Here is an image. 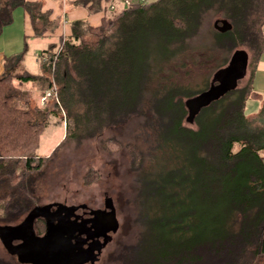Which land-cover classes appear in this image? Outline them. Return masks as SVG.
I'll return each instance as SVG.
<instances>
[{"label": "trees", "instance_id": "trees-1", "mask_svg": "<svg viewBox=\"0 0 264 264\" xmlns=\"http://www.w3.org/2000/svg\"><path fill=\"white\" fill-rule=\"evenodd\" d=\"M103 3L99 27L73 22L70 37L42 52L46 75L15 66L0 77V224L15 225L30 211L26 183L45 167L46 158L38 155L41 138L50 115L61 112L57 101L52 110L33 107L32 94L15 82H42L41 98L56 87L61 102L80 82L95 90L98 103H112L106 120L116 113L136 114L157 137L153 145L146 140V150H133L139 236L120 254V263L264 264V105L254 116L245 111L264 56V0H130L129 5L77 0L75 6L92 14ZM0 4V35L20 4L30 13L36 37L50 30L39 4ZM212 16L220 18L204 41L203 28ZM222 21L231 28L220 32ZM241 47L252 53L250 62L242 50L249 57L247 84L238 88V83L203 107L195 127L186 126L187 102L207 93L214 78L185 84L175 70L204 61L221 68ZM142 101L143 109L137 106ZM107 122L104 130L118 131L115 122ZM148 160L152 171L143 173ZM38 224L44 232L45 225ZM0 264L8 263L0 258Z\"/></svg>", "mask_w": 264, "mask_h": 264}, {"label": "rangeland", "instance_id": "rangeland-1", "mask_svg": "<svg viewBox=\"0 0 264 264\" xmlns=\"http://www.w3.org/2000/svg\"><path fill=\"white\" fill-rule=\"evenodd\" d=\"M150 1L153 0H147V2ZM219 18L212 16L205 23L204 41L210 40L208 32L215 30L214 26ZM41 49H43L42 46H32L27 63L29 72L35 73V68H32L36 65L37 58L34 52L38 55ZM240 49L249 53L251 62L252 53L246 47ZM234 54L231 53L228 56V63L221 68L216 67L218 63L215 62L204 61L198 64L189 62L186 67L175 70L174 76L185 84L189 82L202 84L206 78L212 81L220 70L229 66ZM223 60L221 58L219 62ZM246 73V76L238 82V88L247 84L250 76L249 68ZM41 75H46L42 67ZM261 78L263 79L264 76ZM261 78L256 82L257 94L264 93V86H261L264 84V79ZM15 85L19 90L32 94L33 107L38 105L43 110L53 109L56 100H49L44 106L40 103L42 82L27 84L15 82ZM65 92L62 102L58 95L57 102L61 112L50 115L47 128L41 138L38 155L46 158V163L40 172L28 178L26 184L31 196L27 199L25 209L31 211L36 206L55 203L69 206L86 204L90 208L104 209L106 202L110 200L111 207L115 211L118 229L109 233L108 242L97 264H122L119 262L120 254L135 244L139 236L138 210L135 200L137 171L133 166V150L137 152L146 150V140L153 145L157 137L153 133L149 134L150 126L145 125L142 117L136 114L128 118L127 115L123 117L122 113H116L106 120L104 112L109 109L112 113V103L109 106L98 103L97 93L88 84L82 85L78 82ZM111 98L109 96V102ZM258 102L253 99L247 101L245 111L248 116H254L259 112L260 102ZM137 106L143 109L146 103L142 101ZM107 121L115 122L118 131L104 130ZM151 123L154 125L155 121L147 124ZM68 124L71 127L70 132H67ZM185 124L195 127L194 123L188 120ZM156 154L161 156L159 152ZM151 164L152 162L148 160L141 171L143 173L148 172L145 170L152 171ZM27 214L14 224H19ZM2 226L4 225L0 224V227ZM38 230L43 233L40 224H38ZM0 258L8 264H19L17 258L7 252L1 239Z\"/></svg>", "mask_w": 264, "mask_h": 264}, {"label": "water", "instance_id": "water-1", "mask_svg": "<svg viewBox=\"0 0 264 264\" xmlns=\"http://www.w3.org/2000/svg\"><path fill=\"white\" fill-rule=\"evenodd\" d=\"M221 23L222 26H217L220 32L231 28L227 21ZM248 58L245 51H237L229 66L215 75L211 89L187 102L188 122L193 123L203 107L221 99L237 87L238 81L245 76ZM47 208L48 206L36 207L19 224L0 227V239L5 249L11 256L16 257L20 264H83L85 252L80 249V244L73 243L74 229L71 224L63 220L54 224L53 218L50 217L45 234L37 235L35 224L45 216L44 212ZM105 222L106 231L114 232L118 229L114 212L108 215ZM15 241H20L21 244L14 246Z\"/></svg>", "mask_w": 264, "mask_h": 264}, {"label": "crops", "instance_id": "crops-1", "mask_svg": "<svg viewBox=\"0 0 264 264\" xmlns=\"http://www.w3.org/2000/svg\"><path fill=\"white\" fill-rule=\"evenodd\" d=\"M22 1L39 4L40 13L47 15V24L50 30L44 37H36L29 11L22 4L17 6L12 13V22L3 27L0 35V77L6 74L8 68L15 66H20L21 70L29 72L27 63L31 55L32 46H42L43 49L38 51V55L34 52L37 57L36 65L32 67L33 69L35 68V73L31 71L29 73L41 75L42 66L40 55L42 52L49 50L53 45L59 44L62 38L70 37L73 22L86 21L92 27H99L105 13L104 3L102 4L101 10L90 14L87 9L75 6L77 0ZM38 25L41 26V22H38ZM259 76L260 78L264 76L263 57L256 65L253 78L254 94L251 97V99L260 102V112L264 105V93L257 94L255 92L256 82L258 79L260 80ZM261 86H264V84Z\"/></svg>", "mask_w": 264, "mask_h": 264}, {"label": "flooded vegetation", "instance_id": "flooded-vegetation-1", "mask_svg": "<svg viewBox=\"0 0 264 264\" xmlns=\"http://www.w3.org/2000/svg\"><path fill=\"white\" fill-rule=\"evenodd\" d=\"M47 210L44 212V217L38 220L35 224V229L38 227V222L45 225V231L48 223V218H53V223L58 224L60 221H65L72 225L73 235L72 241L75 244L81 245V250L85 252L83 264H97L100 255L106 247L109 231H106L108 215L115 211L111 207V202H106L105 208H90L86 204L80 205H64V204H49ZM36 206V207H45ZM35 207V208H36ZM34 209V208H33ZM38 230V228H37ZM37 235L43 236L38 230ZM20 241L13 242L14 246L20 245Z\"/></svg>", "mask_w": 264, "mask_h": 264}, {"label": "built area", "instance_id": "built-area-1", "mask_svg": "<svg viewBox=\"0 0 264 264\" xmlns=\"http://www.w3.org/2000/svg\"><path fill=\"white\" fill-rule=\"evenodd\" d=\"M124 4L129 5L130 0H124ZM111 9L113 10L114 7H112ZM50 99L58 101V94H57L56 87H54L51 90L46 91V93L44 94V96L40 100L41 105L42 106L46 105Z\"/></svg>", "mask_w": 264, "mask_h": 264}]
</instances>
